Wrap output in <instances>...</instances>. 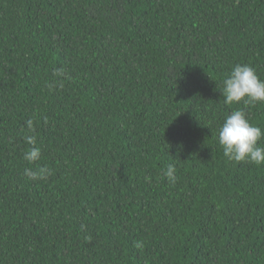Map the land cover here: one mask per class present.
Wrapping results in <instances>:
<instances>
[{"label": "trees", "instance_id": "obj_1", "mask_svg": "<svg viewBox=\"0 0 264 264\" xmlns=\"http://www.w3.org/2000/svg\"><path fill=\"white\" fill-rule=\"evenodd\" d=\"M237 64L264 80V0H0V264H264V164L218 140L264 132Z\"/></svg>", "mask_w": 264, "mask_h": 264}, {"label": "clouds", "instance_id": "obj_2", "mask_svg": "<svg viewBox=\"0 0 264 264\" xmlns=\"http://www.w3.org/2000/svg\"><path fill=\"white\" fill-rule=\"evenodd\" d=\"M64 75L62 69L57 70L54 76ZM223 95L226 104L244 101L245 104L264 102V80H261L255 70L249 65H235L226 79L223 81ZM29 130L33 128V121H27ZM264 136V132L257 126L249 123L246 114L242 110H234L229 114L218 131L219 145L224 156L232 162H250L257 165L264 164V147L257 142ZM29 144H35V138H25ZM41 157V150L33 147L24 154V159L32 164ZM24 175L31 180L45 179L51 175L47 166H41L35 170L25 168ZM164 176L169 183L177 180L176 168L168 165ZM135 247L142 248L143 243L137 242Z\"/></svg>", "mask_w": 264, "mask_h": 264}]
</instances>
